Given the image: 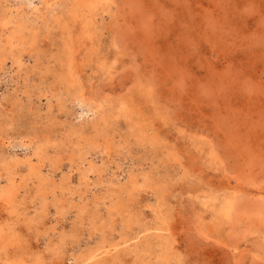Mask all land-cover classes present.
Masks as SVG:
<instances>
[{
	"label": "rangeland",
	"instance_id": "374dc122",
	"mask_svg": "<svg viewBox=\"0 0 264 264\" xmlns=\"http://www.w3.org/2000/svg\"><path fill=\"white\" fill-rule=\"evenodd\" d=\"M0 264H264V0H0Z\"/></svg>",
	"mask_w": 264,
	"mask_h": 264
}]
</instances>
